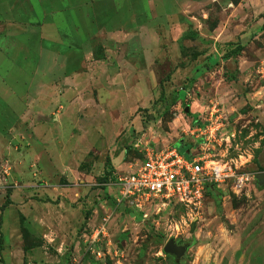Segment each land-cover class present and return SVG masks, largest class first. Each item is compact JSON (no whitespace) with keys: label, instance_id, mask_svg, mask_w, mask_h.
<instances>
[{"label":"rangeland","instance_id":"obj_1","mask_svg":"<svg viewBox=\"0 0 264 264\" xmlns=\"http://www.w3.org/2000/svg\"><path fill=\"white\" fill-rule=\"evenodd\" d=\"M58 1L53 18L62 28L75 16ZM80 1L103 6L99 16L89 11L97 30L84 38L88 61L104 62L98 70L112 68L114 78L98 76L70 104L60 43L53 82L42 80L53 90L37 89L31 73L45 63L26 59L21 76L23 59L12 68L0 44V264H264V0ZM20 2L0 0V24L12 23ZM15 22L31 57L46 39L29 33L45 23ZM138 52L155 73L142 80L145 98L137 95L132 111L135 80L125 62ZM160 137L226 162L250 182L232 180L196 205L145 217L120 200L116 180L142 159L135 145ZM171 239L187 247L182 259L164 252Z\"/></svg>","mask_w":264,"mask_h":264},{"label":"crops","instance_id":"obj_2","mask_svg":"<svg viewBox=\"0 0 264 264\" xmlns=\"http://www.w3.org/2000/svg\"><path fill=\"white\" fill-rule=\"evenodd\" d=\"M19 4H14L12 8H15L19 6V12L15 14V12H11L10 20L11 22H6L5 24H0V44H2L4 49L6 48L9 57L8 62L11 64L12 68L17 67L19 63L23 61V66H19V72L21 76H27L26 71V59H30L32 63H45L43 67L37 65L35 68V72H31L35 75V78L38 80L37 82V89L40 87H45L47 90L51 89L53 90V86L45 85L49 82H53L54 79V68H53V61L55 59V48L56 44L61 45L64 49L63 54V67H62V75L64 79L68 80L69 86L67 89H65L64 93L62 94V99L64 101H67V103L70 102L71 96L77 93H81L89 86L96 85L97 77L102 76L108 77V80H113L114 74H112L110 71L112 68H108L107 72H105V76L103 73H101V70H98V68L103 67L104 62H100L97 60H90L88 61V50H87V40H85L84 36L86 35V32L88 31H95L97 30V27L94 23L89 21L88 15L92 14L89 11L93 12L96 16H99L103 14V6L102 4L98 3L97 6H95L94 10H88L87 6L82 2L78 5L77 3L81 2L80 0H67L65 5L61 7L63 9V12L66 11L69 15H74V19L72 22H67L66 24H63L62 28L58 24L54 22V12L53 10L56 7H60L58 0H36V5L33 6L31 1L35 0H21ZM85 1V0H84ZM97 4V3H95ZM25 9V10H24ZM53 9V10H52ZM36 13L38 15L35 17H29L31 13ZM19 13V14H18ZM65 13V12H64ZM24 15V17H23ZM22 18L26 20H32L34 23H45V26L41 29H36L34 31L31 30L29 34L33 35H41L42 38H45L46 40L43 41L41 39V45L40 50L37 52L34 49V52L30 54L31 57H28V54L22 53L26 48L22 44V41L19 37L24 35V29L20 23L15 22L18 20H22ZM37 21H36V20ZM9 20V18H8ZM9 20V21H10ZM15 22V23H13ZM134 19L131 21V25H133ZM103 31L104 28L100 27L98 30ZM119 29L114 28L111 32H117ZM27 31V30H25ZM60 31H62V35L60 34ZM77 32L78 34V40L74 38L72 32ZM70 32V34H69ZM61 37V38H60ZM86 37V36H85ZM44 42H46V49L43 48ZM1 46V45H0ZM55 47V48H54ZM32 50V49H31ZM46 56H45V54ZM21 59H23L21 61ZM154 62V61H153ZM152 61L148 59V57L144 56L141 57L140 53L138 52L135 56H132V58L127 59L126 66L127 71L130 74L131 77L134 78L135 84L130 85L128 89L129 91V97L134 96L135 97V103H132L129 106V109L134 111L136 107L140 106V101L137 100V95H141V99L145 98V87L144 83H142V80L150 75L152 72L155 73L152 69ZM77 64H83V66L76 67ZM25 66V67H24ZM29 66H27L28 68ZM88 68L89 71L87 72H81L82 69ZM8 75L13 76L15 72H12L13 70L8 69ZM16 74V73H15ZM31 75V74H30ZM116 75V74H115ZM16 75V79H17ZM45 79L47 83L43 82L42 80ZM87 80V81H86ZM141 80V81H140ZM35 82V80H33ZM39 81L41 82L39 86ZM70 81H73L74 85H70ZM116 81V80H115ZM118 81V80H117ZM33 82V83H34ZM32 83V84H33ZM117 83V82H116ZM97 87V85H96ZM110 87H117L116 85H113L110 83ZM103 88V87H102ZM7 95H10L9 90H5ZM70 104V103H69ZM142 105V104H141ZM131 111V112H132ZM131 115V113H130ZM135 121H137L135 119ZM178 122H180V119H175L169 124V134H171V137H174L178 133ZM169 140L166 137H160L158 140L152 141V143H160L162 145L167 144ZM181 142L180 140L176 141L174 144L171 145L179 148L177 145ZM147 143V142H146Z\"/></svg>","mask_w":264,"mask_h":264},{"label":"built area","instance_id":"obj_3","mask_svg":"<svg viewBox=\"0 0 264 264\" xmlns=\"http://www.w3.org/2000/svg\"><path fill=\"white\" fill-rule=\"evenodd\" d=\"M135 149L142 159L129 173L117 177L116 188L120 200L133 204L145 217L152 209L158 212L178 205H196L211 188L232 180L241 186L250 182V176L238 174L226 162L206 155L182 154L169 143L139 142ZM104 232L101 227L96 235Z\"/></svg>","mask_w":264,"mask_h":264},{"label":"water","instance_id":"obj_4","mask_svg":"<svg viewBox=\"0 0 264 264\" xmlns=\"http://www.w3.org/2000/svg\"><path fill=\"white\" fill-rule=\"evenodd\" d=\"M186 154L189 155L190 153L187 152ZM186 251L187 247L178 245L174 239H171L164 248V252L167 255L174 256L177 259H182L185 256Z\"/></svg>","mask_w":264,"mask_h":264},{"label":"trees","instance_id":"obj_5","mask_svg":"<svg viewBox=\"0 0 264 264\" xmlns=\"http://www.w3.org/2000/svg\"><path fill=\"white\" fill-rule=\"evenodd\" d=\"M178 150H179V152L180 153H182V154H185L184 153V151L182 150V149H180V148H178ZM103 181L104 182H107L108 181V178H103ZM213 188H211L210 190H209V192L212 190ZM208 192V193H209ZM11 204V202L8 200L3 206H2V208H1V210L3 211L8 205H10ZM1 221L2 220H0V224H1ZM1 247V246H0ZM0 254H1V248H0ZM26 264V263H25Z\"/></svg>","mask_w":264,"mask_h":264},{"label":"flooded vegetation","instance_id":"obj_6","mask_svg":"<svg viewBox=\"0 0 264 264\" xmlns=\"http://www.w3.org/2000/svg\"><path fill=\"white\" fill-rule=\"evenodd\" d=\"M182 142H180L179 144H181Z\"/></svg>","mask_w":264,"mask_h":264}]
</instances>
